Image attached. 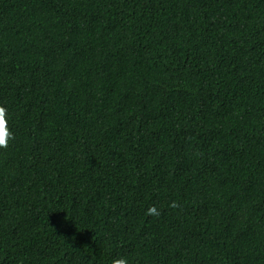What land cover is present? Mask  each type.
Wrapping results in <instances>:
<instances>
[{"label":"trees","instance_id":"obj_1","mask_svg":"<svg viewBox=\"0 0 264 264\" xmlns=\"http://www.w3.org/2000/svg\"><path fill=\"white\" fill-rule=\"evenodd\" d=\"M0 106V264H264V0H0Z\"/></svg>","mask_w":264,"mask_h":264},{"label":"clouds","instance_id":"obj_2","mask_svg":"<svg viewBox=\"0 0 264 264\" xmlns=\"http://www.w3.org/2000/svg\"><path fill=\"white\" fill-rule=\"evenodd\" d=\"M14 139V134L8 127V111L6 107L0 106V150L7 149ZM113 264H128V261L122 257L114 260Z\"/></svg>","mask_w":264,"mask_h":264}]
</instances>
